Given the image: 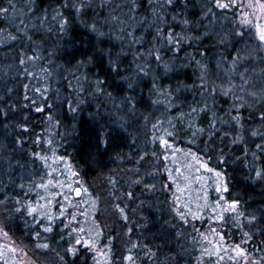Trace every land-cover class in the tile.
Returning a JSON list of instances; mask_svg holds the SVG:
<instances>
[{
  "label": "trees",
  "instance_id": "16d2710c",
  "mask_svg": "<svg viewBox=\"0 0 264 264\" xmlns=\"http://www.w3.org/2000/svg\"><path fill=\"white\" fill-rule=\"evenodd\" d=\"M0 9V224L36 262H97L88 246L72 254L64 218L29 212L60 192L71 165L96 197L112 264H201L165 190L163 137L225 176L238 203L224 236L264 262V43L254 24L216 0Z\"/></svg>",
  "mask_w": 264,
  "mask_h": 264
},
{
  "label": "rangeland",
  "instance_id": "374dc122",
  "mask_svg": "<svg viewBox=\"0 0 264 264\" xmlns=\"http://www.w3.org/2000/svg\"><path fill=\"white\" fill-rule=\"evenodd\" d=\"M221 3L231 5L222 9H233L240 15L239 18L247 21L245 23L254 24L260 39L257 25L264 27V8L261 7L264 0H221ZM244 13L247 15H243ZM260 41L264 43V40L260 39ZM160 143L163 146L167 167L165 190L168 199L173 202L177 216L191 225L195 231L199 262L201 264H264L258 259L250 258L242 243L228 241L224 236L222 219L229 211L237 210V203L233 204L226 198L228 187L225 176L208 165L206 159L196 149L184 148L167 137L161 138ZM64 170L68 173V177L67 181H63L64 183L60 185V192L54 193L49 201L30 208L44 211L59 221L64 218L65 227L70 228L74 238L73 247L77 249L79 246H88L97 259L96 264H112L113 247L108 237L106 238V233L97 224L96 197L89 192L86 183L71 165L68 171L67 168ZM77 187L81 189L80 196L74 194ZM77 240L81 242L77 244ZM86 241H91V244ZM237 245L244 249L243 253H238ZM0 264H39L8 231L4 230L1 224Z\"/></svg>",
  "mask_w": 264,
  "mask_h": 264
},
{
  "label": "snow or ice",
  "instance_id": "6c2138e0",
  "mask_svg": "<svg viewBox=\"0 0 264 264\" xmlns=\"http://www.w3.org/2000/svg\"><path fill=\"white\" fill-rule=\"evenodd\" d=\"M171 2H172V0H168V3H171ZM216 2H217V4H218L221 8L231 6L230 4L221 3V0H216ZM261 7L264 8V3L261 4ZM7 11H8L7 9H0V12H5V13H6ZM243 15L246 16L247 13H244ZM245 22H247V21H245ZM257 28L259 29V37H260V39H261V40H264V27H260V25L258 24V25H257ZM170 39L175 40V38H174V37H171V36H170ZM175 42H176L177 44L179 43V41H175ZM113 67L118 69V66H117V65H113ZM261 115L264 116V113H261ZM107 135H108L109 137H111V136L113 135V133H112L111 131H108V132H107ZM102 143H104V144H108L109 141H108L107 139H103V140H102ZM42 187H43V185H42ZM76 191L79 192V189H77ZM232 203H233V204H236V203H238V201H232ZM21 207H23V205H21ZM29 211H30V212H36L37 209H36V208H29ZM121 211H122V210H121ZM40 215H44V213L41 212ZM181 215L183 216L182 213H181ZM49 219H51V217H49ZM214 219H215V217H214ZM220 219H222V217H220ZM253 219H254V217H253ZM48 231H51V226H49ZM36 235L39 236V233H37ZM80 242H81V241H79V240L76 241L77 244H79ZM86 243L91 244V241H86ZM40 247H44V248H46V247H48V245H47V244H43V245H40ZM236 249H237L238 253H243V252H244V249L240 248L239 245L236 246ZM71 252H72L73 255H76V253H77V249H76L75 247H72ZM232 258L235 259V257H232Z\"/></svg>",
  "mask_w": 264,
  "mask_h": 264
},
{
  "label": "water",
  "instance_id": "95a60500",
  "mask_svg": "<svg viewBox=\"0 0 264 264\" xmlns=\"http://www.w3.org/2000/svg\"><path fill=\"white\" fill-rule=\"evenodd\" d=\"M77 189H79V192L76 191ZM80 192H81L80 187H77V188L74 190V194H75L76 196H80Z\"/></svg>",
  "mask_w": 264,
  "mask_h": 264
}]
</instances>
